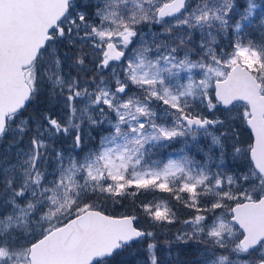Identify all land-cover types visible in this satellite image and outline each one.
<instances>
[{"label":"snow or ice","instance_id":"snow-or-ice-1","mask_svg":"<svg viewBox=\"0 0 264 264\" xmlns=\"http://www.w3.org/2000/svg\"><path fill=\"white\" fill-rule=\"evenodd\" d=\"M174 245L264 264V0H0V264Z\"/></svg>","mask_w":264,"mask_h":264},{"label":"trees","instance_id":"trees-1","mask_svg":"<svg viewBox=\"0 0 264 264\" xmlns=\"http://www.w3.org/2000/svg\"><path fill=\"white\" fill-rule=\"evenodd\" d=\"M161 154H163V153H161ZM164 195H166V194H164ZM150 197H151V195L140 196L137 199V202L136 203L138 204L139 201H142V200H144V201L150 200ZM127 203H128V207L129 208L136 207V205L132 204L131 198L129 199V201ZM188 214L185 213V211H183L181 213V218L182 219L183 218H187ZM177 224H179V223H177ZM176 225H174V226H176ZM165 239H168V237L165 234H162L161 241H164ZM190 249H191L190 246L174 245L173 246L174 264H194L195 260L197 259V255H196V253L194 251H191ZM161 250L163 252V249H161ZM143 252H144L143 249H141L139 251V253L135 257H128L127 254H126L124 258L129 261V264H132L131 261H130V259H141V257L144 256V255H142Z\"/></svg>","mask_w":264,"mask_h":264},{"label":"rangeland","instance_id":"rangeland-1","mask_svg":"<svg viewBox=\"0 0 264 264\" xmlns=\"http://www.w3.org/2000/svg\"><path fill=\"white\" fill-rule=\"evenodd\" d=\"M257 2L259 3L260 0H257ZM180 147H181V145H180L179 143L174 144V145L172 146V149H169V151H172L173 149H179ZM167 154H168V153L166 152V153L161 154V156H162V157H166ZM158 196H166V195H164V194H158ZM150 199H152V197H150ZM184 211H185V213L188 214V211H187V210H184ZM180 227H181V225H180V223H179V224H177L176 226H173V227L171 228V231H169V232H167V233H160L159 230H157L158 233H159V240H160L161 244H163V241H161V239H162V234H165V235L169 238V237H171V236L173 235V233H175V231H176L177 229H179ZM190 250L193 251V249H190ZM161 252H162V250H161ZM142 255H144V256L141 257V259H130L131 263H132V264H146L147 254H146L145 252H143Z\"/></svg>","mask_w":264,"mask_h":264},{"label":"flooded vegetation","instance_id":"flooded-vegetation-1","mask_svg":"<svg viewBox=\"0 0 264 264\" xmlns=\"http://www.w3.org/2000/svg\"><path fill=\"white\" fill-rule=\"evenodd\" d=\"M192 249V248H191Z\"/></svg>","mask_w":264,"mask_h":264}]
</instances>
